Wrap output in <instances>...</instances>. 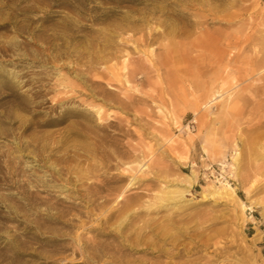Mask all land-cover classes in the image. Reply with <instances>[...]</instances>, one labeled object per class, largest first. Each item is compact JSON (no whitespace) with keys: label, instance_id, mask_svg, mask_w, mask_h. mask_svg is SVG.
I'll use <instances>...</instances> for the list:
<instances>
[{"label":"rangeland","instance_id":"1","mask_svg":"<svg viewBox=\"0 0 264 264\" xmlns=\"http://www.w3.org/2000/svg\"><path fill=\"white\" fill-rule=\"evenodd\" d=\"M247 34L218 83L182 50ZM263 38L264 0H0V264H264Z\"/></svg>","mask_w":264,"mask_h":264},{"label":"bare ground","instance_id":"2","mask_svg":"<svg viewBox=\"0 0 264 264\" xmlns=\"http://www.w3.org/2000/svg\"><path fill=\"white\" fill-rule=\"evenodd\" d=\"M227 40H228L227 38L224 40H219V39L212 40L209 48L206 47V44H204V42L202 43L193 42L191 43V47H188V44L186 43L182 46L183 48L182 50L184 52V56L187 59L188 55L191 53L192 50L208 49L212 55L210 63H211V66H213L214 68V76H215L214 82L218 83L220 80H222V74L224 73L223 69H226L229 66V64L233 61V59L234 60L239 59L244 54V51L255 41L252 35L250 34H247L245 36L243 35V36L236 37L235 38L236 41L234 44L239 50L237 54H234L232 57L231 52L229 51V48L231 47V42ZM260 45L262 46V50L260 51L262 55L260 58H256L254 62L259 66H264V38L261 39ZM217 87L214 86L213 88L216 89ZM262 92L264 94V87H263ZM247 168H251L253 170L252 175L254 176L264 175L263 166H257V165L255 166V165L249 164V167ZM189 188H192V186H190ZM224 189L226 190V193L231 192V195H235V191L232 187H230V185L226 184ZM184 197L185 195H182V198ZM211 199L212 198L205 196V198L201 199V201L206 202ZM169 221L172 223L174 227H178V230H181V228L179 227L180 222L178 220L171 218ZM178 230L176 232H173L172 230H169V228L167 227H162V229L159 228V232L154 233L156 231V226H153L152 228H150V232L153 234L152 236L155 240L162 241L164 244H166V242L170 240V243L172 244L174 248L177 247L181 238L183 239L188 238V235L186 233L179 235ZM212 240H213L212 236L208 234L207 242H205V244L206 245L214 244L216 251L220 250V252H222L223 250H225L226 247L224 246L219 247V245L221 244L218 241L211 243ZM160 256H163V257L166 256L165 250H162V254Z\"/></svg>","mask_w":264,"mask_h":264}]
</instances>
